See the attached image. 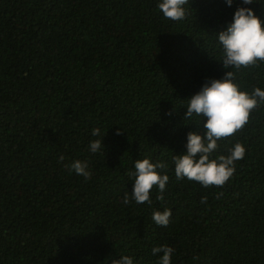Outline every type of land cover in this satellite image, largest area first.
Returning <instances> with one entry per match:
<instances>
[{
  "label": "trees",
  "instance_id": "16d2710c",
  "mask_svg": "<svg viewBox=\"0 0 264 264\" xmlns=\"http://www.w3.org/2000/svg\"><path fill=\"white\" fill-rule=\"evenodd\" d=\"M238 3L189 0L172 21L156 0H0V264L121 254L158 264L161 244L174 248L172 264H264V106L219 141L214 156L246 148L223 187L169 171L164 201L154 187L150 207L131 201L128 175L136 159L170 161L188 132L203 133L183 105L227 71L216 34ZM238 82L264 89V64L240 69ZM96 127L105 150L92 154ZM75 160L88 161L90 180L69 171ZM162 207L172 209L167 227L151 220Z\"/></svg>",
  "mask_w": 264,
  "mask_h": 264
},
{
  "label": "clouds",
  "instance_id": "9594fccd",
  "mask_svg": "<svg viewBox=\"0 0 264 264\" xmlns=\"http://www.w3.org/2000/svg\"><path fill=\"white\" fill-rule=\"evenodd\" d=\"M188 3L189 0H156V7L163 18L182 21L186 17L185 5ZM224 3L232 7L236 0H224ZM252 4L264 7L260 0H239L231 20L216 34L221 53L220 63L227 71L220 78H206L199 90L187 98L183 105L186 107L184 121L199 118L197 125H203V133L188 132L185 151L172 155L170 161H153L151 157L134 161V167L128 175L134 182L131 201L136 204L147 203L151 207V190L154 187L157 190L156 199L164 201L169 171H174L177 180L195 181L203 188L223 187L233 176L236 162L245 157L246 148L240 142L226 148V154H213L217 152L219 141L233 136L249 122L252 112L264 106V89L257 86L248 91L238 82L240 69L264 64V19L250 7ZM91 135L97 139L88 143V151L97 154L105 150V135H102L101 128H93ZM59 159L63 161L64 156L61 155ZM66 167L85 180L92 178L87 160H75ZM129 202V196L125 194L123 203ZM200 202L206 203L207 197H202ZM171 217L172 209L168 207L153 209L151 213V220L158 227H167ZM173 253L174 248L168 244L151 249L158 264H172ZM110 262L144 264L143 257L137 259L136 255L125 254L112 258Z\"/></svg>",
  "mask_w": 264,
  "mask_h": 264
}]
</instances>
